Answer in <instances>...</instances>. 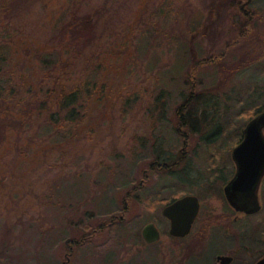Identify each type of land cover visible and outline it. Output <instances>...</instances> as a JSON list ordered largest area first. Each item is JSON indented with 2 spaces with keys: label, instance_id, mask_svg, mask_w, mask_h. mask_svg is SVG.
Returning <instances> with one entry per match:
<instances>
[{
  "label": "rangeland",
  "instance_id": "obj_1",
  "mask_svg": "<svg viewBox=\"0 0 264 264\" xmlns=\"http://www.w3.org/2000/svg\"><path fill=\"white\" fill-rule=\"evenodd\" d=\"M204 1L147 0L142 12L133 3L135 12L127 21L138 25L132 33V27L125 26L129 13L123 0H53L49 10L55 15L61 7H76L79 2L116 7L117 24L114 29L109 25V30L104 26L107 48L103 49L101 41L99 49L114 52L105 69L108 74L102 73L101 80L110 87L103 93L116 102L107 115L90 120V137V127L82 126L77 135L70 131L62 137L67 141L50 148L43 145L47 141L22 134V146L16 149L15 132L2 144L0 264H104L103 255L109 253L114 258L110 264L122 255L116 264H178L179 260L181 264H220L218 254L232 255L230 264H253L264 254V208L229 225L220 195L204 198L203 214L191 231L173 238L162 209L171 191L168 183L179 174L172 176L149 167L159 144L175 151L184 144L183 136L173 131L175 123L165 124L163 118L174 119L176 107L190 94L195 77L194 89L202 88L191 100L200 103L198 115L227 123L217 141L220 149L231 150L239 142L243 127L253 116L251 104L264 106V0L249 3L253 9L261 5L256 8L257 28L240 45L230 47L231 55L224 58L229 65L208 62L194 69L192 64L198 59L226 51L235 33L228 15L217 11L209 17L213 20L209 29H203V15H207ZM161 8L166 11L162 13ZM34 9L45 10L39 4ZM0 30L5 37L17 32L5 23ZM141 35L148 45L139 46L136 38ZM120 49L122 52L115 54ZM232 50L244 55L239 68L240 64L230 66ZM109 105L107 102L106 107ZM197 139V134H191L184 148L197 158L202 170L204 164L210 165L211 156L210 151H202L204 146L200 141L197 144ZM194 151L197 156L192 155ZM216 159L213 157L221 166ZM177 192L190 191L181 189L174 194ZM149 221H154L161 233L152 243L141 236L142 226ZM73 236L87 245H66Z\"/></svg>",
  "mask_w": 264,
  "mask_h": 264
},
{
  "label": "trees",
  "instance_id": "obj_2",
  "mask_svg": "<svg viewBox=\"0 0 264 264\" xmlns=\"http://www.w3.org/2000/svg\"><path fill=\"white\" fill-rule=\"evenodd\" d=\"M133 1L123 0L126 11L129 13L125 19V26L132 27V33L138 23L127 21L128 16L135 12L131 10V4L135 3L138 11L142 12V5L144 6L147 0ZM252 1L254 0L249 3ZM241 2L242 0H205L203 2L207 14L206 17L203 15L205 19L201 24L203 29H209L213 21L209 17L214 11L228 15L234 24L235 33L231 38L233 41L228 42L226 51L222 50V53L215 54L218 62L230 47L251 37L256 31V23H258L256 8L260 9L261 5L253 9L248 3L245 10L241 7ZM51 3L53 0H0V27L5 23L8 26L12 25L17 31L12 36H9L7 32L8 35L5 37L6 34L0 30V150L3 148L2 144L13 132L16 134L14 141L16 149L22 146L19 141L22 134L33 140L47 141L43 145L49 148L61 141H67L64 138L70 131L73 135H77L82 126L90 127L87 131L90 137L92 136L90 120L107 115L115 105V98L103 93L110 87L101 80L102 73L108 74L105 69L111 61L110 54L114 52L113 49L109 53L99 49L101 41L103 49L107 48L105 45L107 40L103 37L108 34L106 31L109 30L108 26L114 29L117 24L118 20L114 19L118 17L116 7L111 5L105 7L106 1L104 4H95L97 6L93 4L88 6L79 2L80 5L77 4L76 7H61L55 15L49 10ZM38 4L45 9L43 13L42 9L39 11L34 9ZM161 10L164 13L166 8ZM227 31L230 32V29ZM222 33L218 34L220 38L223 36ZM15 37L17 41L14 40ZM143 37L141 35L136 38L140 47L149 44V41ZM6 41L12 43L8 44ZM12 44H15L16 48L12 47ZM233 50V60H230V64L232 66L240 64L237 66L239 68L244 63V55L235 53ZM118 52L121 53L122 50L116 51L115 54ZM241 61H243L242 64ZM208 62L206 58L198 59L192 66L196 69ZM122 97L124 100H130V97ZM191 100H193L192 94L183 96L182 102L176 107L177 114L174 117H179L180 109ZM107 102L111 105L106 107ZM253 104L250 105L253 115L264 110L263 105ZM92 111H96L97 114H90ZM101 224L104 227L109 226ZM73 237L66 241V245L69 242L73 244V248L87 245L76 238L77 236ZM104 253H107L106 250ZM109 255H103L104 264L113 263L114 258ZM107 258L110 259L107 260ZM123 258V255L116 258L115 264ZM99 262H102V258ZM178 264H181V260Z\"/></svg>",
  "mask_w": 264,
  "mask_h": 264
},
{
  "label": "flooded vegetation",
  "instance_id": "obj_3",
  "mask_svg": "<svg viewBox=\"0 0 264 264\" xmlns=\"http://www.w3.org/2000/svg\"><path fill=\"white\" fill-rule=\"evenodd\" d=\"M246 5L247 4L245 5L241 4V7L247 10ZM228 53H230L231 55L230 49L222 57L220 62L226 63V61H224V58L228 55ZM196 57L199 58V56H196ZM203 58H206V57H203ZM203 58H200V59H203ZM207 60H209L211 64L212 63L216 64L215 62L219 63L216 60V55L214 57L208 58ZM226 64L229 65V63H226ZM195 81H197V77H195V80L194 79L192 80L193 84L191 85L190 94L194 95V97H197L199 94L198 93L195 94V93L201 92L202 88L200 90H195L194 89ZM198 102L199 101L187 102L186 105L184 106L185 111L184 112L181 111L179 117H174V119L164 117L163 120L165 124L170 123L171 120L173 121V123H175V127H173V131L175 134H179L183 136L184 144H186V139L188 140L189 136L191 137V134L192 135L197 134L198 136L197 144H199L198 141H200L201 144L204 146V149L202 151H205V152L210 151V156H211L210 165L204 164L205 167L203 166L201 170V167L198 166L197 164L198 163L197 158L190 157V154L188 153V149L184 148V144L181 145L178 151L170 150L165 147H161V144H159L158 145L159 147L154 151L153 159L152 161H150L149 167L151 168L154 167V169L155 170L157 169V171L164 170L165 173H169V175H172V176L179 174L176 177V179L173 180V182L168 183L167 188L169 189V191L170 190L171 191H170L169 197L166 198L168 199V202L166 203V205L172 203L176 199L183 197L185 195H195L199 201V210L194 220L195 222L197 218L201 214H203V210L205 208L204 198L206 199V197L220 195V198L225 204L224 208H227V210L225 209L226 211L224 212L225 218L227 217L228 223L229 222L235 223L239 219H242V218L245 219L246 217L252 214L258 213L259 211L262 210V208H264V170L260 175H257L254 177V181H253L251 188L249 187L246 190L238 189L234 191L232 200L234 203L239 205L241 209L236 208V206L231 204L230 200L226 197L224 188H225V185L228 184L232 179H234L236 175V172L238 169L237 161L233 157L232 149L231 150L228 148L220 149L217 146V141L219 137L224 133L225 127L228 128L226 126L227 123L225 124V122H219L216 120L217 118L215 117L199 116L198 109L200 108L199 107L200 103ZM201 103L204 104V106H210V103L208 102H201ZM202 114L205 115L207 113L206 112L204 113L202 111ZM263 132H264V129H263ZM164 139H165L164 136L160 138L161 141H164ZM241 139L242 137L240 138L239 142L241 141ZM192 155L197 156V152L194 151ZM213 157L217 158L216 162L218 164L219 163L220 164L223 163V164L221 166L217 165L215 161L213 160ZM260 172H261V169H260ZM251 174L253 175V173ZM248 178H250V176H248ZM253 187H256V190H255L256 194L252 193ZM172 188L174 192L181 190V189L189 190L190 192L181 193V194L177 192L174 194V192L172 191ZM229 196H230V191H229ZM254 201H255L256 206L259 204V208L251 211V209L255 208ZM230 216L232 218H230ZM194 222L192 223V226L194 225ZM227 255L230 256V254H227ZM217 256H216V260H218ZM262 256H260L259 258H261ZM232 260H233V256H232ZM257 260H255L254 262H256ZM231 261H229L228 264H230Z\"/></svg>",
  "mask_w": 264,
  "mask_h": 264
},
{
  "label": "water",
  "instance_id": "obj_4",
  "mask_svg": "<svg viewBox=\"0 0 264 264\" xmlns=\"http://www.w3.org/2000/svg\"><path fill=\"white\" fill-rule=\"evenodd\" d=\"M251 0H245L242 5L248 4ZM264 110L252 116L242 129V139L232 149L234 159L237 161V172L228 184L225 185L226 197L230 203L241 209L233 202L232 196L238 189L246 190L251 188L254 177L260 175L264 170ZM261 169V172H260ZM253 173V175L251 174ZM250 176V178H248ZM256 187H253L252 193ZM230 191V196H229ZM254 196V195H252ZM255 198V197H254ZM251 211L259 208V204ZM199 210V201L195 195H185L167 204L162 209V214L169 219V234L176 237H183L191 230ZM141 236L147 243L160 239L161 233L154 221L146 222L141 228ZM220 264H228L232 256L219 254L217 256ZM254 264H264V255Z\"/></svg>",
  "mask_w": 264,
  "mask_h": 264
}]
</instances>
